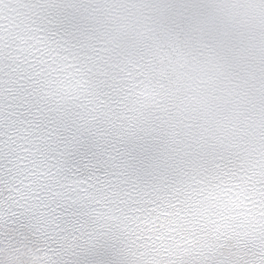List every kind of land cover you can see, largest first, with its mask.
Here are the masks:
<instances>
[{
  "label": "snow or ice",
  "instance_id": "6c2138e0",
  "mask_svg": "<svg viewBox=\"0 0 264 264\" xmlns=\"http://www.w3.org/2000/svg\"><path fill=\"white\" fill-rule=\"evenodd\" d=\"M0 264H264V0H0Z\"/></svg>",
  "mask_w": 264,
  "mask_h": 264
}]
</instances>
